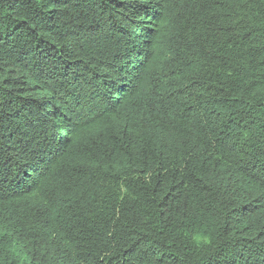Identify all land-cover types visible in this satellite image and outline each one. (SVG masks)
I'll return each mask as SVG.
<instances>
[{"label": "trees", "instance_id": "trees-1", "mask_svg": "<svg viewBox=\"0 0 264 264\" xmlns=\"http://www.w3.org/2000/svg\"><path fill=\"white\" fill-rule=\"evenodd\" d=\"M0 264H264V0H0Z\"/></svg>", "mask_w": 264, "mask_h": 264}]
</instances>
